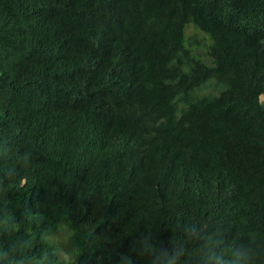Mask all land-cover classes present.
Returning <instances> with one entry per match:
<instances>
[{"label": "trees", "instance_id": "1", "mask_svg": "<svg viewBox=\"0 0 264 264\" xmlns=\"http://www.w3.org/2000/svg\"><path fill=\"white\" fill-rule=\"evenodd\" d=\"M261 94L264 0H0V264H264Z\"/></svg>", "mask_w": 264, "mask_h": 264}, {"label": "rangeland", "instance_id": "2", "mask_svg": "<svg viewBox=\"0 0 264 264\" xmlns=\"http://www.w3.org/2000/svg\"><path fill=\"white\" fill-rule=\"evenodd\" d=\"M260 101L264 102V95L260 96ZM70 231L67 228L62 227L59 229L56 234L51 238L58 243V254L60 258L65 260H73V255L71 253L72 247L69 241ZM71 248V249H70Z\"/></svg>", "mask_w": 264, "mask_h": 264}, {"label": "clouds", "instance_id": "3", "mask_svg": "<svg viewBox=\"0 0 264 264\" xmlns=\"http://www.w3.org/2000/svg\"><path fill=\"white\" fill-rule=\"evenodd\" d=\"M261 95H264V94H261ZM261 95H260V96H261ZM260 96H259V99H260Z\"/></svg>", "mask_w": 264, "mask_h": 264}]
</instances>
